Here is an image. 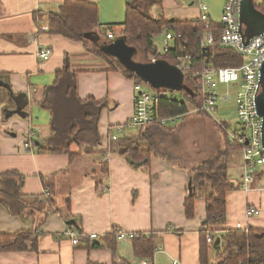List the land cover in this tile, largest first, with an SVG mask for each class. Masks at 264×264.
I'll list each match as a JSON object with an SVG mask.
<instances>
[{
    "label": "crops",
    "instance_id": "obj_1",
    "mask_svg": "<svg viewBox=\"0 0 264 264\" xmlns=\"http://www.w3.org/2000/svg\"><path fill=\"white\" fill-rule=\"evenodd\" d=\"M64 1L0 0V174L23 176L22 201L29 206L41 202L33 213L32 208L25 209L24 214L32 215L23 219L0 205V234L33 230L39 235L35 252H0V264H131L142 259L134 256L132 240L108 239L113 230L152 236L154 248H161V252H153L150 260L154 264H171L173 259L179 264H200L199 232L204 229L205 201H195L192 219L185 217L183 207L189 173L202 162L198 153L192 151L191 160L181 165L166 154L152 155L146 170H134L116 153L103 154L109 146V132L125 125L133 114V82L90 51L98 49L108 33L113 34L111 41L122 36L129 0H84L98 8V26L90 33L93 40L86 43L51 34L48 29L41 31L48 28L49 15ZM166 1L161 0V10L153 6L151 16L160 11L168 21H195L199 16L196 0H174L177 5L169 12L174 11L175 16L167 14ZM43 47L52 52L47 61L37 57ZM65 59L75 72L78 97L108 103L98 121L100 147L73 162L63 154L36 150L51 135L50 114L40 108V101ZM162 146L166 152V145ZM71 151L79 149L72 146ZM241 171L242 162L238 178H229L233 189L226 194V223L215 227L219 234L237 223L264 229V166L258 168L249 192L239 190ZM16 179L4 178L3 188ZM249 206L257 208L259 215L247 217ZM71 220L74 224L67 225ZM67 226L98 238L73 247L60 237Z\"/></svg>",
    "mask_w": 264,
    "mask_h": 264
},
{
    "label": "trees",
    "instance_id": "obj_2",
    "mask_svg": "<svg viewBox=\"0 0 264 264\" xmlns=\"http://www.w3.org/2000/svg\"><path fill=\"white\" fill-rule=\"evenodd\" d=\"M153 6L161 10V0H129L125 4L122 37L126 39L127 45L134 47L142 54L143 63H149L152 57L171 64L175 63L178 58H189L190 65L184 71V85L188 92L181 90L174 95L171 90L163 88L156 90L161 94L162 115H175L179 111L174 104L168 102L170 97L186 100L192 104L200 102L199 81L192 78V74L200 72L206 64H211L216 68L240 67L243 61L232 50L220 46L222 29L220 23L212 20L207 23L170 22L165 19L161 11L157 16L148 15L147 10ZM256 9L264 13V0L256 6ZM47 22L49 33L61 35L71 41L86 43V34L91 33L98 26V8L95 4L84 0H65L56 13L49 15ZM205 24L209 25L213 35V44L202 47L201 43L206 31ZM163 31L180 34V38L168 53L160 55L156 51L153 38ZM112 42L106 38L102 45ZM90 53L104 60L111 70L121 72L127 79L141 82L132 72L123 68L115 59L99 49H92ZM67 64V59H65L64 67L56 72L53 84L44 89L40 108L50 114L51 135L42 145L36 146L38 147L36 150L40 153L63 154L68 156L70 162H73L81 154L95 152L100 147L98 121L102 111L107 109L108 103L107 100L96 101L90 97L80 99L77 94L75 72L70 71ZM173 101L176 102V100ZM218 129L222 137L224 136L223 146L214 156L190 171L189 182L192 190L188 191L183 205L185 217L192 219L195 201L199 198L205 201L206 214L202 222L204 229L199 232V263L210 264L211 252L206 244V236L210 234L214 237L212 248L217 252L214 254V264H264V229L249 228L247 233H242L230 228L223 234H219L220 231L215 229L226 223V194L233 189L228 176V162L230 153L239 151L236 146L227 143L226 135L219 126ZM167 130L171 128H161L157 125L141 128L135 135H124L115 141L109 140L108 149L103 154L116 153L124 157L134 170H146L149 168L151 156L159 155L155 137ZM109 133L111 135L113 132ZM72 146H76L79 152H72ZM10 177L17 179L12 180L9 188H3V179ZM23 182V176L16 172L0 174V205H3L10 215L22 219L30 217L36 210V206L41 204V202H36L29 206L22 201L20 189ZM27 208H32L31 214L30 212L23 213ZM38 236L33 230L0 234V252H35ZM111 236L112 238L108 239L113 242L117 241L112 234ZM216 238L220 239L217 245H215ZM154 246L152 236L148 238L139 236L132 240V251L136 258L151 259Z\"/></svg>",
    "mask_w": 264,
    "mask_h": 264
},
{
    "label": "built area",
    "instance_id": "obj_3",
    "mask_svg": "<svg viewBox=\"0 0 264 264\" xmlns=\"http://www.w3.org/2000/svg\"><path fill=\"white\" fill-rule=\"evenodd\" d=\"M199 8V16L195 21L207 23L210 19L207 15V8L201 3L202 0H196ZM243 0H223L224 4L221 13V36L220 46L235 52L242 58L243 64L240 67L216 68L211 64H206L200 72L192 74V78L198 79L199 104H192L186 100L170 97L168 102L174 104L179 113L175 115L163 116L160 102V93L152 88L151 91H145L142 84L133 82V114L125 125L114 128L118 133H124L125 128L139 130L144 127L157 125L161 128H172L190 114H199L214 119L219 106L226 103L231 96V88L236 89L234 104L236 108V122L233 128H227L222 121L217 122L220 129L225 133L226 140L229 145L236 146L241 153L242 171L240 175L239 190L249 192L254 184L258 168L264 166V134L263 121L256 110V98L261 91L260 86V68L264 61V31L261 35L250 39L247 44L243 38V26L239 22V7ZM204 40L202 47L212 46L213 35L209 29V25L205 24ZM42 27L41 31L47 30ZM164 32L163 53L166 54L173 47L174 43L179 40L180 34L170 31ZM108 39H113V34H107ZM154 43V42H153ZM155 46V44H154ZM52 52L49 48L43 47L38 50L37 57L41 61H47ZM157 57H152L150 62H155ZM184 75V71L188 69L190 60L188 57L178 58L173 63ZM185 77V76H184ZM174 95L177 93L175 91ZM173 100H176L173 101ZM174 102V103H173ZM112 133L109 140L115 141L119 137ZM29 149V147H27ZM45 196L48 192L45 191ZM259 210L254 207H248L246 210L247 217L259 215ZM235 231L247 233L248 226L237 223ZM115 240L125 241L138 238L136 234L115 230L111 233ZM61 238L70 241L73 247H78L86 242L97 240L96 234H88L72 226H67ZM150 237V236H143ZM214 237L206 236V244L210 247L212 258L210 264H214L217 253L212 248ZM155 253L161 252V248L155 247ZM135 264H154L150 259H140ZM171 264H179L177 259H173Z\"/></svg>",
    "mask_w": 264,
    "mask_h": 264
},
{
    "label": "rangeland",
    "instance_id": "obj_4",
    "mask_svg": "<svg viewBox=\"0 0 264 264\" xmlns=\"http://www.w3.org/2000/svg\"><path fill=\"white\" fill-rule=\"evenodd\" d=\"M252 1L256 5H258L257 3H259V0ZM201 3L207 7V11L210 14L212 20L217 21V23H219L221 17V10L224 4L223 0H202ZM176 5L177 2L174 0L166 1L168 15L175 16L173 14L174 11L171 12L172 14H170L169 11L170 9H173L172 7H176ZM151 10L152 12H154L155 7L147 10L148 15H151ZM120 37L122 36H115V40ZM153 41L157 53L161 55L163 53L164 47V32L154 37ZM134 60L140 63L144 62L143 56L139 52L135 56ZM140 83L142 84L143 89L145 91L152 90V88L149 85L145 84L143 81H141ZM178 92L179 91H177L176 93ZM235 95L236 89L231 88L230 98L226 103H223L219 106L215 117H213L214 119L199 114H190L180 119V121L176 123V125L172 126L171 130H167L166 135H157L155 139L158 147V154H166L169 160L172 159L180 165L183 163V161L184 163H186V160L190 159L189 157H192L190 155V153L193 154L192 151H196V153H198V160L202 159V162L214 156L219 150V148L223 146L224 136H221L222 134L218 129V124L213 120L218 119L217 121H222L227 128L231 129L234 127L236 122V108L234 104ZM133 132L134 130H132L131 128H125L124 133H118L117 131H113L114 134L119 135L118 137H122L124 135L132 136ZM163 143L166 145V152L164 151V147L162 146ZM185 152L188 155L184 156L183 154ZM241 162V153L239 151H233L230 153V158L228 162V176L230 179L232 177L235 179L238 178L239 173L237 172V170ZM200 163H198V165ZM212 257L213 256L211 255V258Z\"/></svg>",
    "mask_w": 264,
    "mask_h": 264
},
{
    "label": "water",
    "instance_id": "obj_5",
    "mask_svg": "<svg viewBox=\"0 0 264 264\" xmlns=\"http://www.w3.org/2000/svg\"><path fill=\"white\" fill-rule=\"evenodd\" d=\"M171 19L170 22H173ZM239 22L243 26L242 32L245 44L264 31V13L258 11L252 0H243L239 7ZM86 39H91V34H86ZM98 49L104 54L115 59L123 68L132 72L135 77L139 78L145 84L151 88L166 89L171 91H187V87L184 85L183 73L173 64L168 63L165 60H156L155 62L140 63L134 60L138 51L126 44V39L120 37L114 40L110 44H104L98 46ZM260 86L261 91L256 98V110L258 115L263 121L264 127V61L260 68ZM264 134V132H263ZM191 183L188 182V191H191ZM74 221H68L67 225H73ZM220 242L219 238H216L215 245Z\"/></svg>",
    "mask_w": 264,
    "mask_h": 264
}]
</instances>
